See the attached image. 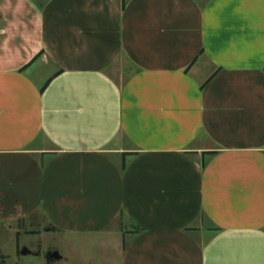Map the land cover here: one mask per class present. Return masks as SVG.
Masks as SVG:
<instances>
[{
	"label": "crops",
	"instance_id": "obj_1",
	"mask_svg": "<svg viewBox=\"0 0 264 264\" xmlns=\"http://www.w3.org/2000/svg\"><path fill=\"white\" fill-rule=\"evenodd\" d=\"M24 218L121 232L119 264H264V0H0V219Z\"/></svg>",
	"mask_w": 264,
	"mask_h": 264
},
{
	"label": "rangeland",
	"instance_id": "obj_2",
	"mask_svg": "<svg viewBox=\"0 0 264 264\" xmlns=\"http://www.w3.org/2000/svg\"><path fill=\"white\" fill-rule=\"evenodd\" d=\"M43 74L48 75V71ZM29 220L0 219V264H119L121 232L115 231L112 236L71 235L51 231L50 226L55 225L50 220L33 229Z\"/></svg>",
	"mask_w": 264,
	"mask_h": 264
},
{
	"label": "trees",
	"instance_id": "obj_3",
	"mask_svg": "<svg viewBox=\"0 0 264 264\" xmlns=\"http://www.w3.org/2000/svg\"><path fill=\"white\" fill-rule=\"evenodd\" d=\"M50 83H51V81L48 82V83L45 85V87L42 89V92H44V91L47 89V87L49 86ZM141 233H143V231H142V230H139V233H137V234H141Z\"/></svg>",
	"mask_w": 264,
	"mask_h": 264
},
{
	"label": "water",
	"instance_id": "obj_4",
	"mask_svg": "<svg viewBox=\"0 0 264 264\" xmlns=\"http://www.w3.org/2000/svg\"><path fill=\"white\" fill-rule=\"evenodd\" d=\"M55 258H56V259H58V260H60V259H61V257H59L58 255H56V256H55Z\"/></svg>",
	"mask_w": 264,
	"mask_h": 264
}]
</instances>
